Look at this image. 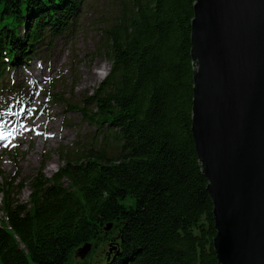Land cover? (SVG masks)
I'll use <instances>...</instances> for the list:
<instances>
[{"label":"trees","instance_id":"1","mask_svg":"<svg viewBox=\"0 0 264 264\" xmlns=\"http://www.w3.org/2000/svg\"><path fill=\"white\" fill-rule=\"evenodd\" d=\"M78 1L0 0V84L5 66L36 50L42 30L65 25ZM193 2L108 5L117 8L103 32L109 72L75 105L94 135L65 151L64 180L37 190L29 208L11 197L15 175L3 177L0 264H67L108 224L120 256L101 264H219L190 130Z\"/></svg>","mask_w":264,"mask_h":264},{"label":"water","instance_id":"2","mask_svg":"<svg viewBox=\"0 0 264 264\" xmlns=\"http://www.w3.org/2000/svg\"><path fill=\"white\" fill-rule=\"evenodd\" d=\"M189 43L190 130L216 260L264 264V0H194Z\"/></svg>","mask_w":264,"mask_h":264},{"label":"rangeland","instance_id":"3","mask_svg":"<svg viewBox=\"0 0 264 264\" xmlns=\"http://www.w3.org/2000/svg\"><path fill=\"white\" fill-rule=\"evenodd\" d=\"M88 1L93 5L102 0ZM104 1L109 3L115 0ZM112 7V13L115 15L117 8L115 5ZM91 8H87L82 14L73 38L67 43L59 39L55 41L56 46L49 50L47 55L51 56L52 65L48 78L39 82L40 86L37 89L32 87V82L24 88L27 93L34 95L37 101L36 109H32L34 111L28 119L33 121L35 117L34 125L40 130H47L39 136H35L34 132L30 131L16 132L12 137L8 136L7 141V134L2 126L8 122L6 118L16 103L7 110L0 105V165L5 174L16 169L22 179H30L40 174L41 176L45 174V177L50 176L63 163L59 151L64 149V145L71 147L78 141L81 146L83 140L80 138L92 133L93 127L82 122L79 113H66L60 102L53 101L55 97L61 101L67 98L77 99L81 94L97 87L109 70L110 62L100 53L98 54L96 43L98 11H93ZM95 53L98 55L94 56ZM45 56V54L40 57L37 55L41 60L39 68L38 65L36 66L37 59H34L30 65L36 70L41 68L46 76L49 66ZM88 71L94 75L93 78ZM18 73L20 74V71ZM33 98L30 96L28 101ZM3 116L6 118L1 119ZM26 169L28 172L25 173ZM29 191L30 188H25L14 199L26 200ZM113 235V229H109L103 238L91 241L90 247L77 249L70 255L67 264H101L103 260L107 261L109 259L107 256L115 248Z\"/></svg>","mask_w":264,"mask_h":264},{"label":"bare ground","instance_id":"4","mask_svg":"<svg viewBox=\"0 0 264 264\" xmlns=\"http://www.w3.org/2000/svg\"><path fill=\"white\" fill-rule=\"evenodd\" d=\"M39 43H46L45 39H41ZM41 45H39L38 47H40ZM42 49V48H41ZM41 49L39 51H41ZM38 53V50H37ZM88 73L90 74L91 78H93V74L91 72L88 71ZM35 89V88H34ZM29 96H32L31 94L27 93L26 90H24L23 93L20 94L19 96V100L20 99H27L29 98ZM35 97V96H34ZM36 98H33L32 100V104L30 106V109L28 111V114L26 116V118L21 122V124L9 135V138L12 137L16 132H18L23 125L26 123L31 108L33 106V103L35 102ZM11 111V110H10ZM7 129H9V126L7 127ZM47 129H39L37 126H35L34 128V135L35 136H39L42 135V132L45 131ZM9 138H7V141L9 140ZM7 143V142H6ZM16 163H18L16 161ZM29 163L32 164V162L29 160ZM27 170V171H26ZM24 170V172H28V169ZM63 170V169H62ZM62 172V173H61ZM1 173H4V171L1 170ZM15 179L10 178L11 182L13 183V187L15 188V195L19 196L21 194V192L25 189V188H30L28 197L26 200H17V202L20 203V205H25L27 208L30 207V205L28 203H30V196L33 197L34 194H37V190H42L44 187H48V186H52L55 182V180H58L61 177H64V173L63 171L60 170H56L55 172H53L50 176L45 177V174L41 176V174L39 176H32L30 177V179H20L19 177L15 176ZM64 178H61V181H63ZM115 259H111V263L114 261Z\"/></svg>","mask_w":264,"mask_h":264}]
</instances>
